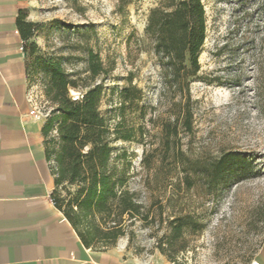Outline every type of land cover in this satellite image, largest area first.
<instances>
[{
  "label": "rangeland",
  "instance_id": "obj_1",
  "mask_svg": "<svg viewBox=\"0 0 264 264\" xmlns=\"http://www.w3.org/2000/svg\"><path fill=\"white\" fill-rule=\"evenodd\" d=\"M125 1L121 13L118 6ZM159 0H23L32 35L23 41L28 64V97L33 111L50 113L44 86L47 75L36 56L61 58L73 70L81 97L85 85L101 83L100 110L120 124L129 140L113 142V163L121 189L137 200L138 213L125 214L123 234L104 249L120 246L136 262L163 257L169 264H250L264 243V15L259 0H202L206 36L199 55L201 79L191 82L194 132L182 131L181 152L201 167L223 151H239L254 172L218 196L186 190L182 171L172 167L160 135L168 106L151 41L144 35L149 9ZM98 53L108 69L90 76L85 56ZM102 72V71H101ZM132 77L143 96L123 112L120 90ZM123 114V115H122ZM184 158V157H183ZM66 197L63 191H59ZM182 220L173 223L175 218ZM187 218V219H186ZM203 224L201 230H175L179 223ZM97 249L100 243L94 244Z\"/></svg>",
  "mask_w": 264,
  "mask_h": 264
},
{
  "label": "trees",
  "instance_id": "obj_2",
  "mask_svg": "<svg viewBox=\"0 0 264 264\" xmlns=\"http://www.w3.org/2000/svg\"><path fill=\"white\" fill-rule=\"evenodd\" d=\"M259 2L264 15V0ZM125 3L122 1L118 6L121 13ZM25 18V12L21 11L16 20L23 41L31 37L34 25ZM144 35L151 41L159 67L162 83L159 97L168 100L165 115L156 117L161 121L160 135H164L161 140L172 167L181 168L186 190H202L206 196H218L232 183L248 177L255 167L252 160L239 151H223L201 167L197 166L198 158L191 159L182 152L181 158L178 155V133L191 135L194 132L195 102L190 85L201 79L199 55L206 36L202 0H159L149 9ZM35 59L38 69L47 75L44 92L51 104L42 127L45 160L54 178L51 199L85 247L103 250L123 234L124 215L138 213L139 204L128 190L120 188L123 178L113 163V142L129 140L130 135L121 134V122L114 125L111 116L100 110L101 83L85 85L81 97H71L70 88H79L73 79L76 72L66 70L61 58L53 55H39ZM85 62L91 77L100 73L107 75L108 69L92 48L87 50ZM25 64L28 77L26 60ZM142 96V89L128 77L127 84L120 90L118 109L123 112ZM180 220L182 218H175L173 223ZM188 227L201 230L203 224L188 226L187 222H181L175 230L180 233ZM95 243H100L103 249H97Z\"/></svg>",
  "mask_w": 264,
  "mask_h": 264
},
{
  "label": "crops",
  "instance_id": "obj_3",
  "mask_svg": "<svg viewBox=\"0 0 264 264\" xmlns=\"http://www.w3.org/2000/svg\"><path fill=\"white\" fill-rule=\"evenodd\" d=\"M23 0H0V264H132L120 246L85 247L51 199L44 118L29 101L23 40L16 25ZM264 264V243L250 264ZM151 264H169L163 257Z\"/></svg>",
  "mask_w": 264,
  "mask_h": 264
},
{
  "label": "built area",
  "instance_id": "obj_4",
  "mask_svg": "<svg viewBox=\"0 0 264 264\" xmlns=\"http://www.w3.org/2000/svg\"><path fill=\"white\" fill-rule=\"evenodd\" d=\"M132 264H151V263H147V262H135V263H132ZM252 264H255V263H252Z\"/></svg>",
  "mask_w": 264,
  "mask_h": 264
}]
</instances>
